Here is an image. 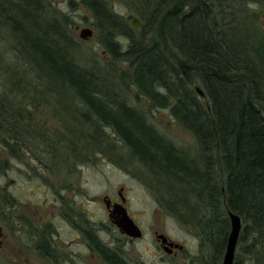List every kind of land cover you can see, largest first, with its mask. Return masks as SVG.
<instances>
[{
  "label": "trees",
  "instance_id": "trees-1",
  "mask_svg": "<svg viewBox=\"0 0 264 264\" xmlns=\"http://www.w3.org/2000/svg\"><path fill=\"white\" fill-rule=\"evenodd\" d=\"M79 1L102 34L104 67H91L89 56L86 66L79 64L83 55L72 51L80 44L42 12L40 0H0V15L35 68L40 93H70L85 109L74 119L94 130L86 135L91 145L125 148L149 169L164 193V208L196 228L200 262L221 264L230 231L227 211H233L242 219L234 264H264V40L261 32H251L255 17L244 20L236 7L227 19L218 11L221 0H145L136 29L107 0ZM160 34L172 54L155 40ZM119 63L124 68L114 66ZM131 90L152 109L168 110L193 137L194 158L127 105L124 91ZM33 127L29 121V139L35 138ZM106 129L117 140L109 146Z\"/></svg>",
  "mask_w": 264,
  "mask_h": 264
},
{
  "label": "rangeland",
  "instance_id": "rangeland-1",
  "mask_svg": "<svg viewBox=\"0 0 264 264\" xmlns=\"http://www.w3.org/2000/svg\"><path fill=\"white\" fill-rule=\"evenodd\" d=\"M7 1L5 2L7 5L9 2H14V0ZM40 1L44 4L42 12L54 17L74 37V41L80 44L72 51L74 55H83L79 64L86 66V57L89 56L87 64L91 67H104L103 62L108 60V54L100 43L102 34L94 27L91 12L85 6L83 7L79 0ZM144 1L107 0V4L124 20L127 14L136 16L141 11V3ZM151 1L157 2V0ZM219 7L218 11H222V16L227 19H230L229 12L234 11L236 7H238L237 15L239 13L244 20L255 17V28L250 27L251 32L254 31L255 34L261 32L264 40V0H221ZM85 28L93 33L92 37L86 41L79 37L80 31ZM238 29L242 31L243 28ZM155 40L161 43L165 52L173 53L167 41L164 40L163 34L156 36ZM117 42L126 44L123 38H118ZM29 66L30 61L20 47L18 38L14 36L12 26L4 21V16L0 15V116L2 120L0 127H3L2 133L5 134V129L13 125L9 132L13 142H9L7 138L0 139V208L5 209L2 214L0 213V222L13 227L15 220L13 211L10 209L6 211L4 198H6L7 206L15 200L29 219L35 217L38 220H46L55 216L59 217L58 206L53 205L52 195L47 190L48 185L45 182L57 184L59 176L65 175L64 169L70 170L75 167L76 173L72 177L75 182L80 183L81 195V197L77 196L75 201L79 209L88 214V217L91 215L93 222H101L104 228L111 227L102 198L108 195L113 199L118 192H121L127 199L128 208L139 226L148 227L158 224L163 226L172 237L185 243L186 258L188 257L185 260L186 264H194L192 260L201 261L203 255L199 249L200 241L196 228L180 217L178 219L177 215H173L164 208V193L157 186V179L149 172V169L140 164L137 159H133L125 148L111 150L103 148L101 144L98 145L99 150L95 142L91 145L92 140H87L86 135L94 130L92 127H81L80 120L74 119L85 110L83 105L77 103L72 96L70 97L68 92L62 95L57 93L56 98L48 94L44 96L45 94L40 93L41 89L35 81V68L32 69ZM114 66L124 68L120 63ZM124 94L127 95V105L143 113L149 125L153 126L159 136L186 156L195 157L197 145L193 137L174 123L167 109H152L145 99L135 98L133 90L124 91ZM21 111L25 116L22 118L34 125L32 131L35 133V138L33 139H29L27 130L22 132L21 129L14 127L15 124L19 126L17 121L15 124L11 122ZM25 126L28 127L27 124ZM100 135L98 137H101ZM103 136L107 139L108 146L117 141L109 129L104 130ZM2 141H6L7 144H2ZM52 149L58 153L57 156L54 157L50 152ZM75 156H78V160ZM121 188L123 191L120 190ZM63 227L59 230V236L65 240L68 232ZM11 236L15 241L14 231ZM151 241L148 235L144 240L130 247L136 254L135 257L140 256L146 264H155L153 261L156 260L152 258L153 243ZM16 252V244H13L7 255L10 258Z\"/></svg>",
  "mask_w": 264,
  "mask_h": 264
},
{
  "label": "flooded vegetation",
  "instance_id": "flooded-vegetation-1",
  "mask_svg": "<svg viewBox=\"0 0 264 264\" xmlns=\"http://www.w3.org/2000/svg\"><path fill=\"white\" fill-rule=\"evenodd\" d=\"M22 112H19V117L16 115L17 118H11V122L15 124L17 121L19 126L15 124L14 127L23 132L27 130L28 127L26 128L25 125L29 126V122L23 119L25 116ZM9 127L5 129V134L2 133L3 127H0L1 140L7 138L9 142L12 141L9 132L13 125ZM27 136L29 137L28 132ZM1 143L5 144L6 141ZM52 154L54 157L57 156ZM75 157L78 158V156ZM59 158L62 159V157ZM44 160H46L45 157ZM56 160L58 161V159ZM64 170L65 175L59 176L58 185L49 181L45 182L48 185L47 190L52 195L53 205L58 206L59 217L55 216L46 220H38L35 217L29 219L15 200L11 205L6 206L7 212L9 209L13 211L15 220L13 227L5 222H0V264H146L140 256L135 257L136 254L130 247H133L138 241L144 240L148 235L153 243L151 254L152 258H156L153 261L155 264H186L185 260L188 257L186 258L185 243L172 237L170 232H166V229L159 224L148 227L139 226L128 208L127 199L121 192H118L113 199L108 195H104L102 198L111 227L105 226L104 228L101 222H93L91 215L88 217V214L79 209V205L75 201L77 196L81 197L80 183L75 182L72 177L76 173V168ZM120 190L123 191L122 188ZM120 207L138 226L140 230L138 238L126 235L117 226L116 223L121 216L114 211L115 208L121 210ZM4 211L5 209L0 208L1 214ZM62 226L68 232L65 240L59 236ZM12 230L15 241L12 240ZM13 244H16L17 252L9 258L7 252L10 251ZM192 263L203 264L193 260Z\"/></svg>",
  "mask_w": 264,
  "mask_h": 264
},
{
  "label": "water",
  "instance_id": "water-1",
  "mask_svg": "<svg viewBox=\"0 0 264 264\" xmlns=\"http://www.w3.org/2000/svg\"><path fill=\"white\" fill-rule=\"evenodd\" d=\"M124 20L127 23L129 22L132 28L138 29V27L142 25V22L139 19H137L133 14H127ZM92 35L93 33L91 32V30H89L88 28H85L80 31L79 37L82 40L86 41V39L92 37ZM191 85H192L193 91L197 93L199 99L202 102H206L205 93L202 91L199 84H197L196 82H193ZM0 126H1V122H0ZM120 208L121 210L119 208H115V211H114V213H118V215L121 216L120 220L116 223L117 226L126 235L128 234L129 236L133 238H138V236L140 235V230L138 226H136V224L133 223V221L129 218L125 210L122 207ZM119 210L121 214L118 212ZM227 219L229 220L230 231L226 237L227 241H226L224 255L222 257L221 262L222 264H234V256H235L236 248L239 243V240H240L239 238L242 232V219L233 211L232 212L227 211Z\"/></svg>",
  "mask_w": 264,
  "mask_h": 264
}]
</instances>
